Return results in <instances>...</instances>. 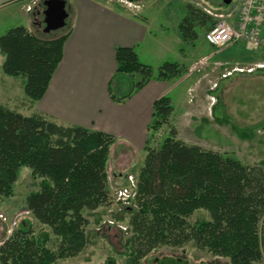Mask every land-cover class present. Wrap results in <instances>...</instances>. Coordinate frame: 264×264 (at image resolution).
<instances>
[{"label":"trees","instance_id":"16d2710c","mask_svg":"<svg viewBox=\"0 0 264 264\" xmlns=\"http://www.w3.org/2000/svg\"><path fill=\"white\" fill-rule=\"evenodd\" d=\"M197 20L205 24L207 17L191 11L179 23L183 42L196 38ZM69 34L45 39L18 26L0 37L2 71L21 78L29 103L44 95ZM115 60L109 84L114 102L131 97L151 79L171 81L183 75L176 62H164L154 71L139 61L133 48H116ZM134 76L138 79L133 80ZM117 80L127 87L125 91H115L112 84ZM173 110L168 96L156 100L148 134L166 125ZM113 143L109 135L58 125L38 113L25 116L0 104V202L14 195L19 169L29 168L40 184L27 196L26 210L51 231L34 234L26 220L0 245V264H55L83 251L88 221L82 212L107 205V165ZM148 143L149 136L137 175L136 207L125 209L132 235L124 244V264H141L159 246L188 242L228 259L229 264H260L264 259V169L188 146L174 138V131L155 149ZM198 210L207 212L209 220L190 225L187 220ZM51 234L57 239L55 250L49 247Z\"/></svg>","mask_w":264,"mask_h":264},{"label":"rangeland","instance_id":"374dc122","mask_svg":"<svg viewBox=\"0 0 264 264\" xmlns=\"http://www.w3.org/2000/svg\"><path fill=\"white\" fill-rule=\"evenodd\" d=\"M42 1L27 7L29 23H25L18 14H8L18 6L0 8V37L12 28L25 25L29 32L45 39L66 33L70 18L66 19L64 28L43 33ZM135 3L142 7L143 15L150 18L155 32L152 42H164L161 49L169 45L165 59L167 62L178 60L176 63L183 73L171 80L180 85L168 95L174 110L166 125L157 132L147 134L149 147L157 148L174 131V138L188 146L228 155L244 166L264 169V68H256L253 73L232 70L253 64L264 65V51H253L244 43H236L215 54L216 49L204 40L214 21L211 14H234L240 0H231L228 5H223L222 0H139ZM112 4L122 7L120 0H113ZM191 11L204 15L207 20L205 24L195 21L193 31L196 38L183 42L179 38L178 26ZM156 46L153 49L156 50ZM3 61L4 57L0 54V104L28 114L24 106L29 100L23 92L22 80L5 75L1 68ZM155 66L151 67L154 71L157 70ZM124 88L123 91L127 89ZM145 156L144 150L135 153L123 143L110 145L107 205L82 212L88 221L85 248L76 257L59 259L55 264H107L108 260L124 264V244L132 235L130 215L125 209L136 207L137 175ZM39 184V179L31 177L29 168L19 169L13 186L14 195L0 202V245L26 220L32 223L34 234L51 233L26 210L25 200L31 192L39 189ZM124 191L127 194L120 195ZM195 220H209V215L198 210L187 221L191 225ZM49 247L52 250L57 247V239L52 234ZM141 264H229V260L215 257L206 249L188 242L177 247L159 246ZM260 264H264V259Z\"/></svg>","mask_w":264,"mask_h":264},{"label":"crops","instance_id":"0c3cea01","mask_svg":"<svg viewBox=\"0 0 264 264\" xmlns=\"http://www.w3.org/2000/svg\"><path fill=\"white\" fill-rule=\"evenodd\" d=\"M38 1L0 0V8L18 6L8 14H18L29 23L27 7L30 4L35 6ZM65 1L70 34L63 45L61 62L42 98L26 103L24 107L29 113L23 115L38 113L58 125L109 135L115 143L129 145L135 153L143 151L153 103L180 85L151 79L131 97L114 102L109 84L117 66L115 49L133 48L142 64L159 68L167 62L169 45L161 49L164 42H152L155 32L141 6L134 13L112 4L113 0ZM177 42L179 45L180 41ZM154 45H157L156 50ZM171 48L174 54V45ZM137 79V76L133 77V80ZM112 85L115 91L125 89L118 80Z\"/></svg>","mask_w":264,"mask_h":264},{"label":"built area","instance_id":"2783aa9c","mask_svg":"<svg viewBox=\"0 0 264 264\" xmlns=\"http://www.w3.org/2000/svg\"><path fill=\"white\" fill-rule=\"evenodd\" d=\"M120 3L129 11L139 9L137 5L126 0H120ZM211 15L214 18L213 25L204 39L217 52L236 43H244L253 51H264V0H240L234 14L217 12ZM256 68H264V65L257 64L235 70L252 73ZM126 194L124 191L120 195Z\"/></svg>","mask_w":264,"mask_h":264},{"label":"water","instance_id":"95a60500","mask_svg":"<svg viewBox=\"0 0 264 264\" xmlns=\"http://www.w3.org/2000/svg\"><path fill=\"white\" fill-rule=\"evenodd\" d=\"M139 0H128V2H137ZM231 0H222L223 5L230 4ZM43 10L42 23L44 24L43 33L48 34L64 28L68 12L65 0H43L41 3Z\"/></svg>","mask_w":264,"mask_h":264}]
</instances>
